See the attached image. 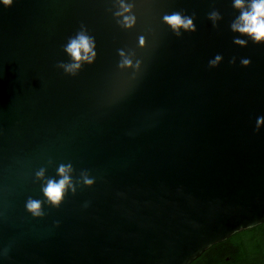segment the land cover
Returning a JSON list of instances; mask_svg holds the SVG:
<instances>
[{"label":"water","instance_id":"95a60500","mask_svg":"<svg viewBox=\"0 0 264 264\" xmlns=\"http://www.w3.org/2000/svg\"><path fill=\"white\" fill-rule=\"evenodd\" d=\"M126 2L132 29L114 0H0V264H191L264 223V44L231 30L233 0ZM177 11L196 32L163 22ZM81 24L97 58L72 76L57 64ZM69 162L76 192L56 207L42 187Z\"/></svg>","mask_w":264,"mask_h":264},{"label":"clouds","instance_id":"9594fccd","mask_svg":"<svg viewBox=\"0 0 264 264\" xmlns=\"http://www.w3.org/2000/svg\"><path fill=\"white\" fill-rule=\"evenodd\" d=\"M3 6L12 7L14 0H2ZM114 7L116 10L113 12L117 24L122 29H132L136 23L137 18L134 15V3L126 2V0H114ZM233 7L239 11V15L233 20L230 27L234 33H239L241 36H247L256 44H264V0H233ZM112 11V9H109ZM195 13L192 16L183 14L182 12H173L172 14H165L163 22L167 24L177 37H181L183 33L181 29L186 32H196L197 28L194 23ZM208 18L212 21L213 27H219L218 21L222 20L220 12L213 10L208 14ZM234 43L237 45L245 46L247 40L241 38H234ZM145 37H139V45L144 46ZM97 45L95 38L88 34V29L85 25L81 24L80 30L74 37L69 38V42L65 45L64 51L71 57L70 63L59 62L58 68H62L65 73L72 76L78 75L79 70L83 67V63H94L97 58ZM120 61L118 67L120 70L127 68L139 71L142 61L134 59L136 53L134 51L126 52L123 49L118 50ZM223 59L221 55H216L214 59L209 61L210 67H217ZM235 57L230 63L235 64ZM241 64L249 66L251 60L241 59ZM264 126V116L258 117L256 120V130L259 131L260 127ZM73 172L72 163L60 164L57 169L59 179L49 178L45 186L42 187V192L47 198V201L59 207L64 200L67 190L70 188L73 194L76 192L75 185L72 182L71 173ZM83 182L86 185H92L94 180L89 179L87 172H82ZM38 179H44L45 170L41 169L36 173ZM27 210L35 217H42V202L40 200L28 198L26 202Z\"/></svg>","mask_w":264,"mask_h":264},{"label":"flooded vegetation","instance_id":"af4514ba","mask_svg":"<svg viewBox=\"0 0 264 264\" xmlns=\"http://www.w3.org/2000/svg\"><path fill=\"white\" fill-rule=\"evenodd\" d=\"M234 235H238L239 237H241L240 242L238 241V243L237 242L233 243V241H228L229 238L223 242H220L223 244L214 248L213 250H211L210 253H208L206 255V257H204L205 259H207L206 262H209V263H214V262L216 263L219 261L229 262V260L234 255L236 256L241 251L244 243H248L251 240H252V242L263 243L264 242V223L261 225H258L256 227L250 228V229L242 230V231H240ZM234 235H232V236H234ZM220 243H218V244H220ZM215 245H217V244H215ZM215 245H213V246H215ZM197 264H205V263L204 262H200V263L198 262Z\"/></svg>","mask_w":264,"mask_h":264},{"label":"trees","instance_id":"16d2710c","mask_svg":"<svg viewBox=\"0 0 264 264\" xmlns=\"http://www.w3.org/2000/svg\"><path fill=\"white\" fill-rule=\"evenodd\" d=\"M240 238L238 235H234L229 238L228 241H233V243L240 242ZM223 243L212 246L209 250L204 252L196 261L192 264H197L198 262H204L205 264H264V242H252V240L248 243H244L241 251L235 256H233L229 262L219 261L214 263L206 262V255L210 253L214 248L222 245Z\"/></svg>","mask_w":264,"mask_h":264}]
</instances>
